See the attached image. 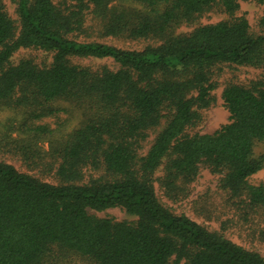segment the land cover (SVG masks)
I'll use <instances>...</instances> for the list:
<instances>
[{"label": "trees", "instance_id": "trees-1", "mask_svg": "<svg viewBox=\"0 0 264 264\" xmlns=\"http://www.w3.org/2000/svg\"><path fill=\"white\" fill-rule=\"evenodd\" d=\"M13 1L17 37L0 0V107L24 112V118L19 138L0 132V149L11 147L24 161L41 160L38 144L54 131L30 120L61 112L51 106L55 102L73 104L85 120L51 149L59 185L0 162V264H61L75 255L90 264H264L258 252L172 213L153 187L161 170L165 194L176 199L204 165L221 175V187L231 198L264 208V185L248 182L264 168V154L253 157L255 143L264 142V75L248 86L223 89L228 124L212 134L185 133L199 118L196 109L214 101L215 67L264 69V9L263 32L254 36L247 20L235 17L236 0H124L138 11L110 8L109 0ZM90 7L103 36L170 39L130 51L70 38L85 32ZM214 7L229 19L169 36ZM21 48L50 52L52 62L44 67L29 59L11 64ZM73 58L111 59L118 69H92L73 64ZM165 119L141 156L148 132ZM86 167L104 170L105 177L85 182ZM111 208H122L136 220L115 222L88 214Z\"/></svg>", "mask_w": 264, "mask_h": 264}, {"label": "rangeland", "instance_id": "rangeland-1", "mask_svg": "<svg viewBox=\"0 0 264 264\" xmlns=\"http://www.w3.org/2000/svg\"><path fill=\"white\" fill-rule=\"evenodd\" d=\"M239 8L235 13V17H244L249 25V31L252 35H260L263 30L260 27V19L263 15L264 4L257 3L254 0H236ZM4 11L10 17L17 27L15 36L20 31L19 17L16 10V3L13 0H1ZM57 5L58 0H53ZM108 7H123L138 11L139 7L128 4L124 0H109ZM229 17L220 9L214 7L209 12L195 19L191 24H183L174 29L169 36L176 37L180 35H188L192 30L199 26L218 23L228 20ZM85 32L70 36L79 42H98L113 46L121 50L141 51L148 46H159L165 43V39L141 38L134 39L126 35L119 36H103L101 33V24L97 13L94 9L85 12ZM29 59L39 67L48 66L52 62V53L45 52L35 48H21L14 52L10 59L11 64H17L20 60ZM73 64L87 66L92 69L106 67L109 70H117L118 65L111 59H83L73 58ZM264 75V69L251 66H237L222 64L214 68L212 72V80L217 84L216 89L212 92L214 98L213 103L206 109H196L199 118L196 123L186 130V135L193 136L195 134H212L220 127L229 123V113L223 105L222 91L229 85L248 86L252 81H257ZM54 108L62 111L55 116H46L38 120H30L33 125H48L54 131L53 135L48 139L39 142L40 159L32 161H24L21 156L11 147L10 150L0 149V162L12 165L18 172L30 175L53 185H59L60 181L55 175L56 164L51 158V149L62 143L63 139L81 126L85 120L83 111L68 102H55L51 104ZM19 111L0 107V132L8 134L9 138H19L20 127L18 124L24 118ZM6 121L11 123L8 127L2 124ZM166 124V119L161 125L148 132V138L143 143V149L140 155L144 156L155 136L162 130ZM264 154V142L255 143L253 147V157L258 158ZM84 181L90 178H98L104 176V170L95 171L90 167L83 169ZM162 176L159 170L155 177L159 180L153 182L155 195L159 202L176 215L183 214L208 231L220 232L235 244L244 247L247 250L258 252L264 257V208L252 209L246 203H239L238 199L231 198L229 193L222 189L220 184L221 175L213 172L204 165H200L198 175L187 185V190H183V196L180 195L174 199L165 194L164 187L160 183ZM107 177V176H106ZM248 182L251 185H264V168L252 175ZM243 198V197H242ZM88 214L96 218H108L115 222L127 221L134 222L136 217L127 214L122 208H111L101 212L88 210ZM61 264H90L88 260L81 256L72 257V260L65 261Z\"/></svg>", "mask_w": 264, "mask_h": 264}]
</instances>
